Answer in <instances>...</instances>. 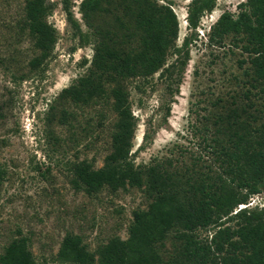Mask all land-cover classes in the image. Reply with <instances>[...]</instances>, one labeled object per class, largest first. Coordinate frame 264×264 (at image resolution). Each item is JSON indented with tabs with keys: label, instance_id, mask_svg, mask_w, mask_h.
<instances>
[{
	"label": "rangeland",
	"instance_id": "obj_1",
	"mask_svg": "<svg viewBox=\"0 0 264 264\" xmlns=\"http://www.w3.org/2000/svg\"><path fill=\"white\" fill-rule=\"evenodd\" d=\"M81 1L68 0L74 24L62 0H46L51 7L46 21L57 41L32 69L30 61L39 52L28 32L20 30L25 2L0 0V255L23 237L34 264H59L56 255L66 234L78 235L89 252L115 237L126 240L133 213L147 210L151 202L144 187L103 189L90 196L70 184L73 164L103 166L116 121L111 100L76 107L60 98L63 89L84 75L94 53L93 38L85 37L94 29L82 19ZM151 1L172 10L178 32L161 70L146 80L122 83L136 121L132 158L139 166L170 161L181 170L196 164L198 172L218 173V157L208 145L216 138L222 140L219 146L226 144L219 126L226 127L234 116L248 129L264 124V93L251 86V64L242 43L231 35L221 44L209 41L218 17L224 12L236 17L238 4L246 0H215L213 10L204 12L195 28L187 21L192 0ZM115 15L123 14L118 9ZM91 23L115 32L121 43L113 48L118 51L137 48L138 38L127 42L114 15H95ZM242 208L264 210L263 185L232 214ZM211 234L200 231L202 238ZM171 243L172 233L163 253L172 251Z\"/></svg>",
	"mask_w": 264,
	"mask_h": 264
},
{
	"label": "trees",
	"instance_id": "obj_2",
	"mask_svg": "<svg viewBox=\"0 0 264 264\" xmlns=\"http://www.w3.org/2000/svg\"><path fill=\"white\" fill-rule=\"evenodd\" d=\"M21 31H27L39 52L30 61L37 68L52 52L57 41L55 29L46 21L51 7L46 0H24ZM68 20L73 21L68 0H62ZM215 0H192L188 26L195 28L204 12H211ZM233 17L222 13L210 27L209 41L221 44L231 35L242 43L251 64V86L264 93V0L238 4ZM118 9L122 16L115 15ZM85 25L94 29V53L87 71L60 98L76 107L95 106L111 100L116 121L110 135V152L103 166L94 169L86 161L72 165L70 184L75 191L94 195L103 189L116 192L125 187H144L151 202L145 211H135L128 238L115 237L95 252H89L78 235L66 234L59 246V264H264V210L249 211L252 195L264 186V124L248 129L237 122L219 126L226 144L213 139L208 145L218 157L220 172H198L174 168L169 162L136 165L132 141L136 121L131 113L130 95L122 83L144 79L165 66L166 51L177 38V20L169 7H157L151 0H82L79 6ZM95 15H114L125 38H138L135 50L120 52L113 47L115 32L92 26ZM122 18L132 19L133 26ZM75 24V23H74ZM112 46H109V43ZM116 44V45H115ZM179 52V49H175ZM112 84V86H108ZM65 119V115H63ZM200 231H212L202 238ZM172 233V251L163 247ZM27 239H14L0 255V264H34Z\"/></svg>",
	"mask_w": 264,
	"mask_h": 264
},
{
	"label": "built area",
	"instance_id": "obj_3",
	"mask_svg": "<svg viewBox=\"0 0 264 264\" xmlns=\"http://www.w3.org/2000/svg\"><path fill=\"white\" fill-rule=\"evenodd\" d=\"M239 207H241V206H239Z\"/></svg>",
	"mask_w": 264,
	"mask_h": 264
}]
</instances>
